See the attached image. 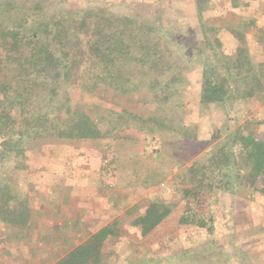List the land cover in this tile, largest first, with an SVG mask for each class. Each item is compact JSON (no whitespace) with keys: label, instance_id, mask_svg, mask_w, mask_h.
<instances>
[{"label":"rangeland","instance_id":"obj_1","mask_svg":"<svg viewBox=\"0 0 264 264\" xmlns=\"http://www.w3.org/2000/svg\"><path fill=\"white\" fill-rule=\"evenodd\" d=\"M211 3L208 9L219 5L241 16L245 47L264 83V0ZM19 5L47 18L63 14L67 22L81 11L103 10L156 24L170 41L165 58L172 55L177 64L166 75L127 65L132 74L127 94L113 95L100 82L95 86L100 69L87 54L85 30L72 28L69 59L80 62L55 88L41 76L27 83L24 93L13 71L1 72L0 66V84L4 78L12 82L9 93L0 92V210L1 162H45L55 173L64 167L70 183L81 177L106 193L117 210L111 224L130 231L123 240L133 245L128 264H136L140 253L149 264H264L263 179L249 174L234 141L246 125L264 133V98L236 99L231 105L200 102L205 54L197 55V44L208 12L199 21L195 0H21ZM3 57L0 49V61ZM175 71L180 76L164 101L161 87ZM75 113L94 121L100 137L58 138L56 129ZM220 148L212 165L220 170L189 175L192 162L206 165ZM118 236L112 241L123 235Z\"/></svg>","mask_w":264,"mask_h":264},{"label":"trees","instance_id":"obj_2","mask_svg":"<svg viewBox=\"0 0 264 264\" xmlns=\"http://www.w3.org/2000/svg\"><path fill=\"white\" fill-rule=\"evenodd\" d=\"M20 1L0 0V49L4 53L0 66L1 72L8 67L13 71L12 78L24 93L28 91L27 83L33 79L42 76L43 82H49L55 88L63 74L77 68L76 63L80 61L69 59L68 37L72 28L81 32L85 30L83 34L87 41V54L100 69V73L95 75V86L100 82L107 90L114 92L113 95L127 94L125 83H130L132 76L131 71L126 70L127 65L135 69H147L150 74L162 70V74L166 75L177 64L173 63L172 55L165 58L163 50L167 49L170 41L161 36L156 24L103 10L93 14L81 11L74 16V20L67 22L63 14L47 18L35 13L37 10L34 11L33 7H22ZM195 1L199 21L208 12L203 41L196 43L200 50L197 55L205 54L202 58L200 102L231 105L229 103L236 99H251L254 96L264 98V83L245 47L241 16L219 5L208 9L213 0ZM10 16L15 22L13 19L11 22L7 20ZM176 76H180L177 71L163 82L161 88L164 101L170 98L171 84L178 80ZM48 78L51 80L48 81ZM7 79L1 80L0 92L3 95L12 89V82ZM20 93L16 97L20 100L21 112H24L25 97ZM130 116L138 120V117ZM55 132L62 139L87 140L100 137L97 124L84 113H75L66 126ZM260 133L246 125L236 134L234 141L240 145L241 153H244L241 154V160L250 168L249 174L254 178L262 177L261 192L264 194V133ZM35 135L40 136L38 133ZM220 149L207 162L208 165L192 162L186 169L189 175L194 177L197 173L211 169L220 170L221 166L215 167L217 169L212 167L216 157H220L223 150ZM188 192L186 190L184 194ZM108 233V229H102L56 264H96V240Z\"/></svg>","mask_w":264,"mask_h":264},{"label":"crops","instance_id":"obj_3","mask_svg":"<svg viewBox=\"0 0 264 264\" xmlns=\"http://www.w3.org/2000/svg\"><path fill=\"white\" fill-rule=\"evenodd\" d=\"M58 169L1 162L0 264H56L105 228L109 233L96 240V264H128L133 245L123 240L130 231L111 224L115 205L101 189L81 177L70 183L65 168ZM140 254L136 264H149Z\"/></svg>","mask_w":264,"mask_h":264}]
</instances>
